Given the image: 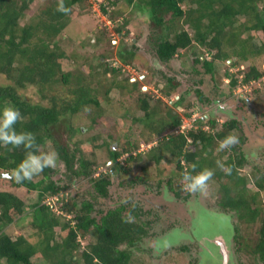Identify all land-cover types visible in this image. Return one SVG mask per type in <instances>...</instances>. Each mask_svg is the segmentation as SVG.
<instances>
[{"label":"trees","instance_id":"16d2710c","mask_svg":"<svg viewBox=\"0 0 264 264\" xmlns=\"http://www.w3.org/2000/svg\"><path fill=\"white\" fill-rule=\"evenodd\" d=\"M32 1L0 0V79H3L0 81V105L10 103L18 107L24 119L18 122L17 130L34 132L38 143L44 149L45 141L49 139L53 141L52 130L60 117L68 120L89 104H97V101L94 98L95 92L88 84L83 83L81 76H74L70 72L64 73L61 69L59 61L66 56L60 51L55 40L68 25L71 11L67 14L58 12L56 0H52L51 4L34 15L29 24L22 25L20 21ZM81 1L66 0V3L72 9ZM126 3L129 6H136L143 12L147 9L156 27L164 26L162 25L163 17L170 16L168 30L171 35L165 33L162 37L159 36L156 47H154L156 60L161 67L167 69L181 57V54L189 51L195 56L194 48L200 49L204 55L202 59V55L198 54L200 57L193 60L192 72L195 74L199 73L200 67L203 75L213 76L216 69L225 67L222 77V79L224 77L228 79L226 84L228 88L225 92L221 91L219 82L215 84V80L212 79L206 84L204 82L203 87L195 90L194 94L198 100L196 104L190 103L189 105V109L194 107L195 111L204 107L203 103L208 104L205 107L208 111V119L203 121L202 116L195 120L196 130H190L186 135L182 133L158 140L153 147L147 149L146 153L148 152L151 162L168 163L173 160L180 178L185 170H192V163L197 164L194 170L196 172L204 168L213 169L212 179L218 183V193L221 197L219 206L232 210L237 223H254L260 217L258 242L248 253L254 258L251 264H257L255 260L264 264V210L258 199L259 192L264 188V176L260 175L257 167H252L251 171V173L256 172L252 175L255 177L254 180L251 174H246L243 169L246 161L245 155L236 154L232 147L218 151L216 154L213 153L220 140L230 131L237 129L239 121L233 117L229 118L227 114L220 121L221 119L209 110L212 101L216 99L220 100L217 102L230 99L229 106H231V97L235 95L234 91L239 87L242 89L251 87L253 98L257 95L258 88L255 84L264 77L263 67L261 69L251 63L246 68H241V64L249 62L250 59L255 61V58L260 57L264 65V0H126ZM260 3L263 4L262 8H259ZM113 4L114 0H106L100 3V10L108 15L110 10H113ZM241 16L245 18L243 22L238 19ZM175 20L178 21L177 24ZM127 21L126 18L125 22ZM258 32L262 34L263 40L257 37ZM244 33L247 35L242 37ZM207 55L212 57L211 61H207ZM116 58L130 65L129 61L131 62L134 57L133 54L126 55L124 51H119ZM99 62L100 67L104 69L102 71H108L114 77L121 72L119 68L108 64L106 66L104 58H100ZM232 69L235 71L231 72ZM71 79L76 81L74 85ZM58 80L62 81L65 86L72 84L75 87L68 91L69 97L64 104L57 105L55 96L49 98L47 105L32 104L25 99L24 93H20L28 86H37L41 89L40 92H44ZM3 81L9 83L2 85ZM123 81L128 84L129 77L124 78ZM123 81H115L116 89L119 84L124 83ZM166 81L164 85L160 84L156 87L169 97L171 91L178 86V82L175 79H166ZM198 83L203 85V76L198 78ZM128 85L134 89L136 83L132 82ZM104 95L110 97L108 91H105ZM41 98L46 99L45 95H41ZM237 102L239 106L244 104L240 100ZM139 104V111L143 112L144 117L135 118L136 122L149 116L147 98L139 99ZM224 113L229 112L226 110ZM190 114L191 112H188L186 116ZM236 115L240 113L237 112ZM171 118L173 122L169 129L175 130L181 125L182 120L175 115H171ZM263 139L259 135V140ZM214 141H217L215 144L218 145L213 147ZM196 144L199 149H196ZM109 146L107 141L95 145L96 148H108ZM57 149L70 175L77 178L92 177L94 170L90 169L87 160L78 157L77 167H75L74 151L70 153L65 149ZM134 149V145L126 146L123 151L108 148L106 161L112 162L114 170L102 177L90 178L98 196H107V187L110 184L109 175L112 172L116 171L119 176H124L129 171L126 166L138 162L140 157L146 154L143 153L144 151ZM124 155L128 156L120 163L119 159ZM22 158L21 150L11 151L10 146L0 145V186L7 185L11 189L0 188V264H33L31 258L35 255L41 257L47 264H137L131 250L138 246V241L148 235L147 223H140L136 218L125 217L121 208L105 213L100 212L97 214L98 217H91V202L83 201L78 209L75 208L74 202H64V199L58 195L64 186H56L51 179L52 168L45 169L43 174L21 184L3 176ZM217 161L230 165L231 174H225L217 166ZM46 179H49L48 183H45ZM248 179L252 183L248 184ZM253 185L256 187L255 191L249 189ZM19 189L37 192V201L30 205L34 212L30 225L41 238L34 245L28 243L23 235L19 234L13 238L11 231L6 230L16 218L23 217L25 203L22 197L15 192ZM50 196H58L61 201L57 214L48 205L42 203L44 198ZM69 213H74L73 217L65 219L66 221L61 224L60 216H66ZM70 220L74 224H71ZM57 227L65 233L60 242L54 239V229ZM234 227L236 232L238 228ZM84 235L93 237V241L80 249L77 236ZM237 250L240 253L242 246H238Z\"/></svg>","mask_w":264,"mask_h":264},{"label":"rangeland","instance_id":"374dc122","mask_svg":"<svg viewBox=\"0 0 264 264\" xmlns=\"http://www.w3.org/2000/svg\"><path fill=\"white\" fill-rule=\"evenodd\" d=\"M105 1L82 0L75 4L69 14L68 25L55 40L60 51L66 56L59 61L62 71L70 72L74 76H81L83 83L88 84L95 92L94 98L97 104H89L84 110L68 120L60 117L59 122L52 130L53 144L57 151V148L65 149L70 153L74 151L75 167H77L76 159L78 157L87 160L90 169L94 170L91 179L93 176L98 178L99 175H107L111 171L113 165H108L105 162L109 147L123 151L126 146L134 145L135 149L139 147L137 151L146 153L147 149L153 147L158 140L177 135L174 129H169L173 122L171 115L182 120L179 132L186 135L188 131L196 130L194 121L202 116L206 117H203V121H206L208 111L207 108L202 111L199 109L194 111V107L189 109V105L190 103L196 104L198 98L194 94L195 90L198 87H203L204 82L206 84L214 79L216 84L218 81L223 93L228 88L226 85L228 79L225 77L222 79L225 67L216 69L213 76L203 75L199 66V73L192 72L193 60L200 57L198 54L202 55V59L204 57L201 50L197 48H194L195 56L189 51L186 54H181V57L167 69L161 67L156 60L154 47H156L159 36L162 37L165 33L171 35L168 30L169 19H171L169 15L163 17L162 25L164 26L156 27L148 15L147 9L143 12L136 6H129L126 0H114L113 10H110L111 14L104 15L100 11V3ZM51 3L52 0H33L20 23L22 25L29 24L39 10ZM262 7L263 4L260 3L259 8ZM126 18L128 19L127 23L125 22ZM238 19L240 22L245 20L243 16ZM175 22L177 24L178 21L175 20ZM246 35L247 33H244L242 37ZM257 35L263 40L260 32ZM119 51H124L126 55L133 54L134 58L131 62L129 61L130 65L124 63V66H118L121 72L117 77H114L108 71H102L104 69L100 67L99 61L100 58H104L106 66L107 64L111 66V61L117 59ZM211 58L209 57L207 61H211ZM251 63L264 69L260 57L255 58V61L250 59L249 62H243L241 68H246ZM234 71V69L231 70V72ZM201 76H203V85L198 83V78ZM128 77V84L136 83L134 89L123 81ZM166 79H175L178 82V86L171 91L169 97L156 87V85H164L167 82ZM115 81L124 83L119 84L116 89ZM71 82L74 85L76 81L71 79ZM1 83L6 85L9 82ZM72 84L65 86L62 81L58 80L44 92H40L41 89L37 86H28L20 93H24L25 99L32 104L47 105L50 101L49 98L55 96L56 104L61 105L66 103V99L69 97L68 91L75 88ZM255 87L258 88V92L254 98L251 90H243L239 87L234 91L235 95L231 97V106H229V101L217 102L220 100L216 99L208 107L221 119L220 121L225 114L229 118L233 117L239 121L237 129L228 133V135L233 134L239 137V143L233 145L232 148L236 154L245 155L246 161L243 169L246 174L254 175L256 172L251 173L252 167H257L260 175L264 176V155L260 158L261 154H257V149H255V146L261 142L259 135L264 132V129L261 128L264 125V77L256 82ZM105 91L110 93V97L104 95ZM41 95H45L46 99L43 100ZM143 97H146L148 101L149 116L136 122L135 118L144 117L143 112L139 111V99ZM240 99L244 103L242 106H239L237 102ZM207 105L203 103L204 107ZM260 108L259 114H255V110ZM226 110L229 113H224ZM188 112L191 114L186 116ZM237 112L240 115H236ZM71 127L73 130L70 129ZM105 141L110 145L108 148L95 147ZM215 143L217 141H214L213 147L218 145ZM47 147L49 146L45 141L43 148L47 149ZM196 149H199L197 144ZM217 149L218 146H216L214 154L218 153ZM127 156H122L119 162H123ZM126 168L129 171L124 176H116L113 173L109 175L110 184L107 187L106 197H100L95 193L90 178H77L70 175L71 173L67 171L60 157L57 167L52 168L51 179L56 186H64V189L60 190L64 202H74L77 209L83 201L91 202V217H98L97 214L100 212L105 213L121 208L125 217L136 218L140 223H147L148 235L135 249L131 250L137 264H200L201 247H208L205 251L216 257L215 250L209 249L213 248L211 243L213 235L218 233L225 239L227 232L230 231L232 234L234 232L229 245L232 263L251 264L254 261L248 252L258 242L260 217L254 223H237L232 211L219 206L218 183L213 179L209 181L206 192L190 193L183 186H179L181 178L178 176L179 171H177L173 160L168 163L151 162L148 152L142 155L138 162L129 164ZM252 179L254 180L255 177L252 176ZM48 180L46 179L45 183H48ZM249 182L248 179L247 183L249 184ZM0 188L10 189L7 185H1ZM255 188L254 185L249 187L251 191H255ZM15 192L24 200V213L23 217L16 218L6 230L11 231L13 238L20 234L28 243L34 245L41 238L30 225L34 213L30 205L37 201V192H27L24 189ZM259 193L258 199L264 210V188ZM48 198H44L42 203L48 205L57 214V205H60L61 201L55 202L54 199L47 200ZM223 213L227 216H224ZM73 215L74 213H69L66 216L61 215L60 223L66 221L65 219L72 218ZM215 216L217 218L227 217L229 223L225 224L223 218L219 220ZM70 223L74 224L73 221ZM187 226L189 227L187 228ZM234 226L238 228L236 232L235 228L233 229ZM193 229H199L203 237L190 239L187 233L191 234ZM64 236L65 233L60 230V227L54 229L55 241L60 242ZM77 241L82 249L93 241V237L89 235L77 236ZM238 246H242L240 253L237 250ZM31 261L33 264H47L37 255L32 256ZM255 262L263 264L256 260Z\"/></svg>","mask_w":264,"mask_h":264},{"label":"clouds","instance_id":"9594fccd","mask_svg":"<svg viewBox=\"0 0 264 264\" xmlns=\"http://www.w3.org/2000/svg\"><path fill=\"white\" fill-rule=\"evenodd\" d=\"M56 10L67 14L71 11V8L67 5L66 0H56ZM250 89L252 88L248 87L243 90ZM23 119V113L15 105L10 103L0 105V145L10 146L11 151L21 150L23 152V158L16 166L4 173L6 177L17 184L32 180L35 176L43 174L45 169L56 168L59 161V152L56 150L52 140L49 139L47 141L49 146L47 149H42L34 132L30 130H17L18 122ZM180 127L181 126L175 129L177 132L176 134H182V132L178 131ZM237 143H239V137L229 134L220 140L217 151L231 149V147ZM216 163L225 174H231L232 167L230 165L222 163L221 161H217ZM196 168L197 164L192 163V170H185L182 173V180L184 182L183 187L190 193H204L209 187V181L214 176V170L211 168H204L196 172L194 171ZM58 195L61 197L60 192ZM48 199H54L55 202H57L59 197L50 196ZM60 206L61 204L57 205L58 209H60ZM223 215L227 216V214L224 213Z\"/></svg>","mask_w":264,"mask_h":264},{"label":"water","instance_id":"95a60500","mask_svg":"<svg viewBox=\"0 0 264 264\" xmlns=\"http://www.w3.org/2000/svg\"><path fill=\"white\" fill-rule=\"evenodd\" d=\"M5 176V175H4ZM6 177V176H5ZM216 217V216H215ZM217 218V217H216ZM223 217H219L217 219H221ZM224 219V223H229L228 222V218L225 217ZM188 237L191 239H199V237H203V234L201 232H199V229H193L190 233H187ZM234 234V232H233ZM232 231L227 232V235L224 238H222L218 233L213 235V239L211 240L212 246L213 248H209L210 250L216 252L215 255H217L216 257H213L211 255V253L205 251L206 248L205 246L201 247V259H200V264H233L231 261V254H230V249H229V245L231 242V236L233 235ZM197 237V238H195ZM214 255V256H215Z\"/></svg>","mask_w":264,"mask_h":264},{"label":"flooded vegetation","instance_id":"af4514ba","mask_svg":"<svg viewBox=\"0 0 264 264\" xmlns=\"http://www.w3.org/2000/svg\"><path fill=\"white\" fill-rule=\"evenodd\" d=\"M207 59H209V56L207 55ZM112 61H113V64H112ZM111 61V66H116V67H120V66H123V65H125L124 63H122V62H120L118 59H116V60H112ZM163 68V67H162ZM197 97V96H196ZM198 98V97H197ZM228 101H230V99L228 100ZM240 101H242V103H243V100H241L240 99ZM201 107V106H200ZM205 109V107H202L200 110L202 111V110H204ZM260 110H261V108L260 109H256L255 110V114H259V112H260ZM206 116H207V114H206ZM203 117H205V116H203ZM202 117V118H203ZM206 118V117H205ZM262 129H264V125L261 127ZM260 137H263L264 138V132L263 133H261L260 134ZM255 149H257V154H261L259 157L260 158H262L261 156L262 155H264V139L261 141V142H259V144H257L256 146H255ZM106 162V164H108V165H112V162L111 161H105ZM111 162V163H110ZM263 163H264V157H263ZM264 167V166H263ZM114 170V168L112 167L111 168V171H113ZM113 173V175H116V176H119L118 174H117V172L115 171V172H112ZM96 175V174H95ZM103 175V174H102ZM100 177H102L101 175H99ZM183 184H184V182H183V180H182V178H181V183H180V187H182L183 186ZM221 197H219V199H220ZM229 210V209H228ZM230 211H232V210H230ZM233 212V211H232ZM189 226H187V228H188ZM235 227H233V229H234ZM144 238V237H143ZM142 238V239H143ZM142 239L140 240V241H138V244L142 241Z\"/></svg>","mask_w":264,"mask_h":264},{"label":"built area","instance_id":"2783aa9c","mask_svg":"<svg viewBox=\"0 0 264 264\" xmlns=\"http://www.w3.org/2000/svg\"><path fill=\"white\" fill-rule=\"evenodd\" d=\"M48 200H51V199H48Z\"/></svg>","mask_w":264,"mask_h":264}]
</instances>
